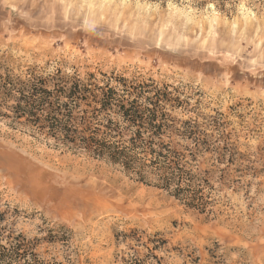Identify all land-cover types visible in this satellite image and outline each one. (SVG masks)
Returning <instances> with one entry per match:
<instances>
[{
  "label": "rangeland",
  "instance_id": "rangeland-1",
  "mask_svg": "<svg viewBox=\"0 0 264 264\" xmlns=\"http://www.w3.org/2000/svg\"><path fill=\"white\" fill-rule=\"evenodd\" d=\"M55 75L155 88L204 212L16 119ZM0 239L37 264H264V0H0Z\"/></svg>",
  "mask_w": 264,
  "mask_h": 264
},
{
  "label": "trees",
  "instance_id": "trees-1",
  "mask_svg": "<svg viewBox=\"0 0 264 264\" xmlns=\"http://www.w3.org/2000/svg\"><path fill=\"white\" fill-rule=\"evenodd\" d=\"M55 76L59 83L50 90L43 80L29 76L26 90L15 91L16 119L32 122L47 130V138L119 165L140 180L147 179L143 171L149 169L159 187L170 190L187 207L204 212L201 189L181 164L185 156L171 143L164 144V139L180 130L164 112V101L155 88L139 86V92L133 93L126 85L118 89L109 82L96 85ZM6 97L9 101L13 95ZM182 132L187 138L195 135L192 128ZM1 239L0 264H37L36 256L21 240L3 243Z\"/></svg>",
  "mask_w": 264,
  "mask_h": 264
}]
</instances>
